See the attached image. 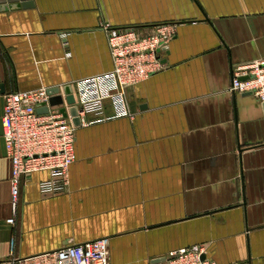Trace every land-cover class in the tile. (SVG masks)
Masks as SVG:
<instances>
[{
    "label": "crops",
    "instance_id": "1",
    "mask_svg": "<svg viewBox=\"0 0 264 264\" xmlns=\"http://www.w3.org/2000/svg\"><path fill=\"white\" fill-rule=\"evenodd\" d=\"M32 4L0 11V264L13 239L17 258L107 239L110 264H164L201 244L216 264H264V109L229 91L238 67L264 59V0ZM106 23H174L164 68L128 90L133 119L78 127L64 193H41L47 173L21 185L10 225L4 97L111 71Z\"/></svg>",
    "mask_w": 264,
    "mask_h": 264
},
{
    "label": "built area",
    "instance_id": "2",
    "mask_svg": "<svg viewBox=\"0 0 264 264\" xmlns=\"http://www.w3.org/2000/svg\"><path fill=\"white\" fill-rule=\"evenodd\" d=\"M176 28L174 23H164L146 34L135 27L120 29L109 23L103 25L113 69L72 85L80 127L135 117L129 105L128 90L163 70L161 54L175 38ZM50 89L12 91L4 97L3 141L12 164V218L7 221L10 225L16 222L22 184L35 173H47L49 178L39 184L41 193L60 195L69 187V171L77 160L78 127L70 116L66 118L62 113L63 108L67 111L70 108L66 96L63 93L50 95ZM229 91L238 95L251 94L264 104V59L238 67ZM56 96H61L64 104L51 106L49 101ZM43 107H47V114L38 113ZM15 247L13 239L11 264H110L107 239L67 245L27 258H17ZM165 264L216 263L208 257L207 246L201 244L172 251Z\"/></svg>",
    "mask_w": 264,
    "mask_h": 264
},
{
    "label": "water",
    "instance_id": "3",
    "mask_svg": "<svg viewBox=\"0 0 264 264\" xmlns=\"http://www.w3.org/2000/svg\"><path fill=\"white\" fill-rule=\"evenodd\" d=\"M5 6H10V7L7 8ZM29 6H33L32 0H0V7H3V8H0V11L8 10V9L12 10V9L19 8V7L26 8ZM167 49H168V47H165L163 49V51H167ZM61 93H63L66 96V103H67V105L70 106L68 111L66 108H63L62 113L64 114V116L66 118L70 116L72 118L74 125L76 127H80L81 122H80V119L78 118V111H77V108L74 106L75 97L73 95V87L71 85H68V86H65L63 88H60V87L59 88H52L49 91L50 95H54V94L59 95ZM241 96H244V97L249 96L250 97L251 94H243ZM49 102H50L51 106H58V105L64 104V100L61 96L52 97ZM262 107L264 109V104H262ZM38 113L39 114H47L48 113L47 107H43V108L39 109ZM164 262H166V259H164Z\"/></svg>",
    "mask_w": 264,
    "mask_h": 264
}]
</instances>
